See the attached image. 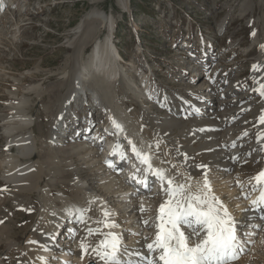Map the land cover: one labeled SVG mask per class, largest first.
I'll list each match as a JSON object with an SVG mask.
<instances>
[{"label":"rangeland","instance_id":"rangeland-1","mask_svg":"<svg viewBox=\"0 0 264 264\" xmlns=\"http://www.w3.org/2000/svg\"><path fill=\"white\" fill-rule=\"evenodd\" d=\"M7 1L12 6L5 9L0 21V40L3 41L0 44V114H12L14 109L10 106L18 103L21 95L29 98L28 106L32 114L31 123L34 124L33 129L36 132L38 141L35 143L34 151L35 153L37 152L36 155L24 159V161L32 164V169L39 168L37 162H40L43 172L47 171L49 173L43 177L39 190L35 191L31 189L33 187H30L29 191L24 190L20 194L13 191V184L4 179L3 170L5 164H3L2 169L0 167V199L2 201L0 202V229L16 235L20 243H25L28 232L33 226H37L39 220H41L42 224L39 222L38 227L44 230L53 229L51 226L53 218L56 219L61 214L60 211H63L68 206V201H75L71 199L73 198L71 190L64 193L61 191V184L55 185L54 190H51L49 180H55L54 175L66 165L64 157L57 150L60 149V146L54 147L43 140H47L46 135L48 134L49 124L52 122L53 115L59 108V103L63 100L66 92L74 90L70 94L72 95L78 93L83 88V82L78 77L68 76L76 56L74 47L68 43L75 35L74 28L81 23L82 19L94 7H98L107 13L109 17H115L114 19L117 24L115 42L119 52L124 57V61L121 62L125 70L122 73V78H117L111 86L105 89L106 101L109 102L110 106H113H111L112 108H120L119 110L122 109L121 111L126 114L135 108L140 109L143 106L142 104H145L147 105L146 110L151 114L161 115L162 113V115H167L169 113L171 117L179 119V125L167 134H170L175 139L178 138V141L181 143H189L188 146L195 144L192 149L196 147L198 151L191 153L193 163L205 161L211 164L214 159L211 156L213 153H209L210 150L206 147H201V144L215 137L212 136L214 130L212 129L210 133L208 131L202 133V131L203 128H207L206 123H216L217 116L210 117V120L207 116L206 120L203 121L201 119L200 125L198 122H194V124L190 122V119H186L189 118L186 115V117L182 116L183 118L179 117L172 113L167 108V105L160 104L164 101L170 108L179 105L178 111L181 113L180 104L182 100L180 96L187 95V97L191 98L190 92H192L199 95L197 97L194 96V100L198 99L199 102L205 100V96L199 93L201 92L199 89L208 82L214 88H207L204 90V93H209L212 96L219 95L220 98L225 99L224 101L227 102V106L222 105L220 110H218L219 112L227 109L226 113H230L235 107L243 106L245 102L252 105V107L255 106L253 107L254 110L246 112L238 113V110L234 111V117L228 116L225 120L221 118L217 119L221 125L224 123H226V126L235 127L246 125L252 129V135L254 134L253 131H255L254 127L256 124L254 115H258L257 112L260 109L259 102H257L258 100L256 101L258 94L247 99L248 101H241L240 97L248 94V89L252 86V66L259 60V56L264 50V48H261V45H264V0H123L126 4L124 6L121 5L120 0ZM129 4L130 10L127 13L125 9ZM12 7L29 14L22 13L19 17L16 14L17 12L12 10ZM108 31V27H104L101 39L106 38ZM253 32H255L254 36L252 35ZM203 40L208 41L212 45V49L209 54L206 53L209 64L208 62L202 63V66H206L207 64L208 66L206 68L201 67V69L194 67L192 56H186V45L183 46V43H191L192 46L188 47L190 50H193V47L199 50V45L204 42ZM88 51H85L82 56H86ZM199 51V53L196 52L198 53V59H203L205 57L202 53L203 50L200 49ZM192 53H194V50ZM262 56L264 60V52ZM146 73H154L155 77L158 76L156 83L154 82L155 86H157V91L153 92L150 87L148 88L150 84L147 83L145 95H148L149 98L141 95L142 101L133 103L129 99L131 97L135 98L134 90L143 87L145 81L142 80V77H145ZM63 80L68 81L65 85L59 87V81ZM236 82L238 83L236 84ZM233 84L240 89L236 92L225 94ZM32 85H38L36 87L39 88L40 92L47 93L44 94V98H38L36 90L29 91ZM246 85L247 88H245ZM158 87L160 88L158 89ZM57 93H60L58 97L56 96ZM232 99L240 100H236V102L235 100L232 101ZM172 100L174 103L171 106ZM191 102L194 108H197L193 104L194 101L191 100ZM205 102L208 106L214 107L213 103ZM156 104H160L161 107H155ZM77 106L75 104L74 109L78 110V117L74 118L71 116L64 121V125L67 124L68 131L74 130L71 126L75 122L80 123V130L81 127L85 130V120L90 119L88 113H84L81 116V112ZM85 108L87 107H84V110ZM99 113L101 115L105 114ZM91 117V121L95 120L98 125L99 117L94 112L91 114ZM191 117L193 116L191 115ZM240 118L247 120L244 119V122L233 125L237 120H241ZM130 120L134 129L135 127L138 129L136 130L138 135L141 133L136 123L140 121L142 123V120L146 121L150 129V133L146 139L149 144L152 142V139L155 140L153 134L157 126L151 123L149 118L143 119V116L133 115L130 116ZM97 125L94 124V127ZM200 126H203V128L200 129ZM4 127L5 125H0V159L6 157L4 150L8 144L4 137V129L2 130ZM96 128L93 130L95 131ZM93 130L92 133L94 132ZM252 135L250 136L251 138ZM65 136L67 137V135ZM81 140L80 138L78 141L81 142ZM241 146L247 148V146L239 145V151L242 149ZM78 159L75 158V162L79 166ZM246 159L248 160L244 161L247 162L246 164L244 162L240 164L239 177L237 176V178L243 180V183L259 172L262 164V157H259V154L258 156L250 154ZM212 165L213 171L219 173L218 175L222 177V179H218V176L216 177L218 182L223 181V178L226 179V177L238 171L233 168L224 170L218 168L215 164ZM79 167L81 168V166ZM177 169H180V166H177ZM202 175L200 173L195 177ZM32 183L34 184L35 181H32ZM15 195L19 197L17 198ZM161 198L158 195L156 200L151 202V208L153 207L152 212H157V210L155 211V208L159 205L157 199L161 202ZM69 205L70 207L72 206L71 204ZM125 205L126 202L122 205L121 211ZM117 209L119 208L117 207ZM122 212L123 214L120 217H122L121 223L124 224L127 222L126 218L129 216L126 214V211ZM45 215L49 217L46 218ZM47 223L50 228H48ZM122 226L124 232H126L125 235H127L125 238H128V241H130L131 236L135 235L136 231H132L129 222ZM69 229V225H66L63 233L66 235L70 231ZM132 240H136V238ZM3 248L4 240L0 247V255ZM249 251L250 249L241 253L239 258L233 262L235 264H244L247 261H252L253 257L251 258V256L254 252L252 251L249 255ZM259 253L260 257H256L258 259L255 263L264 264V252ZM15 260L9 258L6 263L22 264L18 258L15 257Z\"/></svg>","mask_w":264,"mask_h":264},{"label":"bare ground","instance_id":"bare-ground-1","mask_svg":"<svg viewBox=\"0 0 264 264\" xmlns=\"http://www.w3.org/2000/svg\"><path fill=\"white\" fill-rule=\"evenodd\" d=\"M7 3L6 8H11L12 4H10L9 1ZM120 3L123 6L125 4L123 0H120ZM12 10H15L18 16H21L22 13L26 15L29 14L20 9L16 10L14 7H12ZM114 18L113 16L109 17L107 13L100 10L98 7H94L87 13L86 17L82 19L81 23L74 28L75 35L69 40L68 44L74 47V53L76 56L73 61L74 64L71 67V72H69L68 76L78 77L79 80L83 82V88H81L78 93L72 95L70 94L74 90L66 92L63 100L59 103V108L53 115L52 122L49 124L48 134L46 135L47 140H43L45 143L54 147L60 146V149L57 150L64 157L66 165L61 171L54 175L55 180H49L51 190H54L53 188L55 185L61 184V191L64 193L65 191L71 190V193L73 194V198L71 199L75 201H68V203L72 206L70 207L68 204L63 211H60L61 214L58 216L59 218H53L51 223L53 229L44 230L43 228L38 227V224L41 221L39 220L37 226H33V228L28 232L25 243H20L17 236L12 235L11 232L7 233L0 229V247L2 246L4 240V248L2 250V254L0 255V264H7V259L9 260L10 258L15 260V257L18 258L22 264H88L91 261L95 262V264H104V261L100 260L93 249L100 244V241L105 239V236L108 233H114L120 238V257L124 260L133 259L139 261L140 257L133 255V253L137 251L147 255L149 258L153 255L148 252L146 245L155 239V233L157 231L155 224L158 222L156 217L158 215L159 205L162 201V203H164L167 199L165 194L161 192L158 193L154 199L152 197L149 198V200L143 204L145 208L143 212L140 211L141 204H137L131 211L126 213L129 217L126 218L127 222L125 223L129 222L132 227V231H136V234L131 236L130 241H128L129 239L125 238L127 235H125L126 232H124V228L122 226L125 223H121L122 217L117 215L119 216V218H117L115 215L117 207L122 208L124 202H127L125 199L126 196H135V194L130 195L127 193V191H129V188H126L128 187L127 181H124L111 167L105 166L106 164H104V160L101 157L98 148L96 149L95 146H92V140L91 145H89V142L85 141V139H82L80 142L78 141V138H73V136L70 138L69 135L66 137L62 134L65 119L71 116L74 118L78 117H76L78 110L74 109V105L77 104V107L82 109V100L84 103L83 105H85V97H83L84 92L87 93L88 96L89 94H92L89 99L91 101V106L88 108L89 110L94 109L97 112L105 113V116L111 114V112L118 115H125L128 117H126L128 124L131 122L130 116L133 115L143 116V119L149 118L150 122L157 126L154 129L155 132L153 134V138H155V140L152 139V142L149 144L146 137H148L147 135L150 133V129L147 125L148 123L146 124V121L144 122L142 120V123H140L141 121L136 123L141 134L138 135L136 131L138 129L136 127L135 130L133 129V132L136 134V141L139 142L141 146L139 147L141 152L146 153V151H148L151 153V156L155 155L159 158V161L161 162H159V164L162 165L161 168L167 170L165 173L166 176L174 177L176 183H186L188 177H191L193 190H195L198 184L202 185L204 179V170L198 166L206 165L208 179L211 182L212 189L214 190L215 195L220 197L224 204L227 205L229 211L236 218V220L240 222L239 231L241 233H253V235L245 236V238L242 236V239L252 241L245 246V248H247L245 250L248 251L250 249L249 255L252 251L254 252L251 256V258L253 257V260L251 259L252 261H247L244 264H256L255 262L258 259L256 257L259 256L258 253L264 252V219H261L264 215H261V209L254 208L251 205V201L258 198L260 191L259 189L255 191L252 190L250 186V179L244 181L245 183H243V180H240L237 176L240 172V164L244 161H248L246 159L249 156L248 153L256 154L257 156L259 154V157H262L260 171L264 169V151H260L261 144L264 143V141L258 142L256 139L257 133L264 131V124L259 123L260 116L264 115V96H261L258 91L254 90L258 89L261 84H264V60L262 59L264 50L260 54L259 60L255 63L259 66L260 70L255 72L252 71V86L248 89V94L240 97L241 101H246L250 97H254L255 94H258L256 101L258 100L257 102H259L260 109L257 112L258 115H254L256 124L253 120V123L255 124V131H253V135L251 132L252 129L246 125L237 127L226 126V123L221 125L220 121L218 122L217 119L221 118L225 120L228 116L234 117V111L238 110V113L246 112L252 110L255 106L252 107V105L245 102L243 106L235 107L230 113H226L227 109L223 112H219L218 110H220L221 106L226 105L227 102L224 101L225 99L220 98L219 95L212 96L209 93H204V90L207 88H214V86L208 82H206L202 88H198L199 91H201L199 93L205 96V100L198 102L197 104L199 106H197V108H194L191 100L195 101L194 96L197 97L199 95L190 92V90L189 92L192 95L191 98L187 97V95H182L180 96L181 98L179 97L182 100L180 104L181 113L178 111L179 105L176 107L172 106V103H174L173 100L171 101V108L168 107V104H165L164 101L160 103L161 105H167V108L175 115H178L179 117L186 115L189 117L186 119H190L191 123L198 122L199 125L201 119L204 121L208 116L210 120V117L217 116L216 123L211 124L212 122L210 121L211 123H206L207 128H203V126L199 127L200 129L203 128L202 133H205L206 131L210 133L212 129L214 130L212 136L215 137L213 138L211 136V140H208L210 141L209 143L206 141L201 144V147H206L210 150L209 151L207 149L209 153H213L211 155L214 158L212 160L213 163L209 164L205 161L193 163V159L191 160V153L198 151V148L196 147L195 149H192L195 144H190L191 146H188L189 143H181L178 141V138L175 139L170 136V134H167L171 132L170 130L173 131L178 127L179 119L171 117L169 113L167 115H162V113L161 115L151 114L146 110L147 105L145 104H142L143 106H141L140 109L135 108L125 114L121 111L122 109H114L112 108L113 106L111 105V107L108 104L109 102L106 101L105 89L111 86L117 78L121 79L122 73L125 71L123 69L124 66H122L121 63L122 61H118L117 54L119 53L121 55V53L119 52L118 46L115 40H113L114 38L112 39V34L110 33V28L113 27L115 22ZM1 20L2 18H0V21ZM104 27H108L109 31L106 38L101 39ZM1 43H3L2 40H0V44ZM88 48L91 49L89 50ZM85 51H88V53L83 57L82 54H84ZM121 57L123 56L121 55ZM67 81L68 80L59 81L58 86L61 87L62 85H65ZM147 83L148 82L145 81L141 89L134 90L136 96L135 98L131 97L129 99L131 102L139 103L142 101L141 99L143 98L141 95H145ZM237 83L238 82H236V84ZM36 86L32 85L29 88V91L36 90L38 98H44V94L47 93L40 92L39 88ZM239 89L240 88L233 84L225 94L236 92ZM58 94L60 93L56 94L57 97ZM145 96L149 98L148 95ZM233 100L236 101L240 99H232V101ZM205 101H208L210 104L213 103L214 107L208 106ZM28 103L29 98H26L25 95H21L18 103L13 104L12 106L7 104L14 109L12 114H0V125H5L2 130L4 129V137L6 142H8L5 146L6 149H3L6 153V157L0 159V167L2 169L3 164H5L3 177L7 182L13 184V191L19 192L20 194L24 192V190L29 191L30 187H33L31 189H34L35 191L39 190L43 177L46 174H49L47 171L43 172L42 167H40V162H37L39 164V168L32 169V164H28L29 162L24 161V159L36 155L37 152L35 153L34 150L35 143L38 141L36 132L33 129L34 124L31 123L32 114L29 111ZM160 104H156L155 107L160 108ZM70 105H72L71 111ZM191 115L193 117H191ZM244 119L245 118L237 120L233 125L244 122ZM94 124L97 125V122L92 120L89 127L94 128ZM61 125L63 128H61ZM129 126L132 127L133 124H130ZM71 127L79 128L80 123L75 122ZM159 132H161V134H159ZM244 132H247L248 135H243ZM251 135L252 138L250 137ZM60 137L63 138L60 139ZM157 143H159L158 149L156 147ZM233 143H235L236 147H232ZM239 145H243L244 147L247 146V148H243L241 146L242 149L239 151ZM16 148L17 150L15 151ZM234 156H239L240 159L233 160L232 157ZM75 158H79V166H81V168L78 166V163L75 162ZM246 163L247 162H244V164ZM174 164L175 167H173ZM212 164H215L218 168L224 170H230L233 168L238 171L234 172L232 175L226 173L230 176L226 177V179L223 178V181L221 180L218 182L217 178L222 179V177L218 175L219 173L216 172V174L213 171ZM138 166L143 167L144 165L138 162ZM177 166H180V169H177ZM200 173L203 175L195 177ZM32 181H35V183L33 184ZM237 181H240V184L243 185V187L238 185L236 183ZM252 183H254V181H252ZM248 193L250 194L247 195ZM158 195L162 198L161 202L157 199L159 205L155 208V211L157 210V212L154 213V211L152 212L153 207L151 208V202L156 200ZM245 195H247V198H245ZM18 197L19 196H17V198ZM0 202H2L1 199ZM63 202L65 201L63 200ZM43 209L46 210L47 208ZM81 209H89L84 213L83 218L80 217ZM104 210H107L110 213L108 217L103 215ZM122 211H126V209L123 208ZM45 216L46 218L49 217H47V215ZM105 221L115 223L116 227H105ZM144 221H148V224L145 225L143 223ZM47 225L48 228H50L48 223ZM66 225H69L70 231L65 235L63 230ZM89 228H92L93 230L99 228L100 232L97 233L94 231L93 234L89 235L87 231ZM133 238H136V240H132ZM31 241H35V243H31ZM82 243L87 249V252L83 254L81 251ZM125 249L127 251H125ZM41 257L44 259H40ZM232 262L233 261H230L229 264H235Z\"/></svg>","mask_w":264,"mask_h":264},{"label":"snow or ice","instance_id":"snow-or-ice-1","mask_svg":"<svg viewBox=\"0 0 264 264\" xmlns=\"http://www.w3.org/2000/svg\"><path fill=\"white\" fill-rule=\"evenodd\" d=\"M252 35L254 36L255 32ZM261 48H264V45H261ZM252 70L255 72L260 69L258 65L254 64ZM254 90L264 96V84ZM110 119L116 133L124 131L122 125L114 118L110 117ZM259 123L264 124V115L260 116ZM243 135L247 136L248 133L244 132ZM256 139L258 142L264 141V131L257 133ZM128 144L140 164L146 165L143 169V178L137 175L140 172L139 168L130 178L150 192L148 176L151 175L160 182L161 191L167 199L159 205L156 217L158 222L155 224L157 229L155 239L146 245L148 252L153 254L151 258L137 251L133 255L140 257L139 261L122 259L120 257V238L114 233H108L105 239L93 249L100 260L104 261V264H229L230 261L237 260L240 254L245 251V246L252 242L242 239V236H251L253 233L239 231L240 222L236 220L227 205L215 195L212 189L208 179L207 166H198L204 170V179L202 185L198 184L193 190L191 177H188L186 183H176L174 177L166 176V169L153 167L150 154L141 152L131 140H128ZM156 147L159 148V143ZM232 147H236L235 143ZM260 151H264V143L261 144ZM250 154L248 153V155ZM119 156L121 160L127 158L123 151L119 152ZM232 159L239 160L240 157L234 156ZM106 163L109 167H115L111 161H106ZM236 183L243 187L240 181ZM250 186L253 191L257 189L260 191L259 197L252 200L251 205L264 211V169L250 178ZM88 210L81 209L80 217L83 218L84 213ZM144 210V205L141 204L140 211ZM103 215L108 217L110 213L104 210ZM261 219H264V216ZM143 223L147 225L148 221ZM104 226L116 227L115 223L107 221L104 222ZM87 231L91 235L94 231L100 232V229L89 228ZM31 243H35V241H31ZM81 251L82 254L87 252L83 243ZM125 251L127 250L125 249Z\"/></svg>","mask_w":264,"mask_h":264},{"label":"water","instance_id":"water-1","mask_svg":"<svg viewBox=\"0 0 264 264\" xmlns=\"http://www.w3.org/2000/svg\"><path fill=\"white\" fill-rule=\"evenodd\" d=\"M90 264H95V263L92 262V263H90Z\"/></svg>","mask_w":264,"mask_h":264}]
</instances>
